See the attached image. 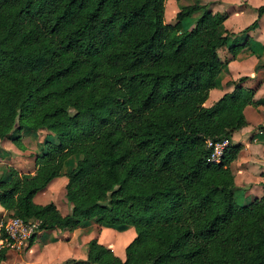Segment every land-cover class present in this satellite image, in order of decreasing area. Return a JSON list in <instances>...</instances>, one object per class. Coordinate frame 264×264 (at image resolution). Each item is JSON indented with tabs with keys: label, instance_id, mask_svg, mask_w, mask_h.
Wrapping results in <instances>:
<instances>
[{
	"label": "trees",
	"instance_id": "16d2710c",
	"mask_svg": "<svg viewBox=\"0 0 264 264\" xmlns=\"http://www.w3.org/2000/svg\"><path fill=\"white\" fill-rule=\"evenodd\" d=\"M163 3L0 0V138L20 147V130L50 132L32 174L9 167L0 179V205L38 230L89 219L132 226L122 258L91 238L86 264H264V183L238 204L229 168L243 107L262 101L240 75L204 105L228 36L225 14L195 1L165 22ZM255 9L258 17L264 4ZM221 138L229 143L219 161H208L206 140ZM71 156L68 211L34 203Z\"/></svg>",
	"mask_w": 264,
	"mask_h": 264
},
{
	"label": "crops",
	"instance_id": "0c3cea01",
	"mask_svg": "<svg viewBox=\"0 0 264 264\" xmlns=\"http://www.w3.org/2000/svg\"><path fill=\"white\" fill-rule=\"evenodd\" d=\"M197 1L207 4L212 11L225 14L221 30L228 33L225 42L226 62L222 64L221 61L220 64L225 75L219 77L215 86L209 89L203 104L209 105L220 94L230 90L232 85L226 81L240 75H247L241 84L245 88L253 89V99L262 101L259 104H247L243 107L246 123L239 129L233 130L230 137L233 142L240 144L235 158L229 162L233 193L235 189H241L243 203H246L263 193L264 183V131L259 128V125L264 124V12L257 17L255 9L264 4V0ZM253 20L254 23L243 30ZM238 38L240 41L237 40ZM249 38L253 39L251 43ZM231 44L235 46L242 44V46L232 52L234 46ZM242 55L247 57L239 59ZM246 59L249 61L247 68L241 67ZM22 132L21 130L19 132L20 147L16 146L9 137L0 138L1 180L8 178L9 167L18 173L32 174L35 168V154L39 153L38 143L41 147L43 137L46 133H50L47 129L27 130L26 134ZM32 133L37 135V139ZM64 171L62 167L57 176L32 196V201L38 204L52 201L58 212L65 214L69 206L64 197L66 182ZM6 217L5 210L0 205V224ZM129 233L130 230L117 231L115 227L97 223L93 219L73 228L41 229L22 252L7 250L0 259V264H86L79 261L85 258L87 243L91 238L109 247L114 254L122 258L125 243L120 246L118 239Z\"/></svg>",
	"mask_w": 264,
	"mask_h": 264
},
{
	"label": "built area",
	"instance_id": "2783aa9c",
	"mask_svg": "<svg viewBox=\"0 0 264 264\" xmlns=\"http://www.w3.org/2000/svg\"><path fill=\"white\" fill-rule=\"evenodd\" d=\"M228 143L227 138H221L215 141L207 139L206 146L209 147V153L206 159L214 162L219 161ZM38 231L36 220H24L17 215L11 214L0 224V248L4 247L20 252L24 249L28 237Z\"/></svg>",
	"mask_w": 264,
	"mask_h": 264
},
{
	"label": "rangeland",
	"instance_id": "374dc122",
	"mask_svg": "<svg viewBox=\"0 0 264 264\" xmlns=\"http://www.w3.org/2000/svg\"><path fill=\"white\" fill-rule=\"evenodd\" d=\"M195 1H197V0H164V3H163V5H164V9H163V19H164V21L165 22H171V21H173V19H174V13L179 8L178 6L183 5V4L192 3V2H195ZM197 14H198V12L192 14L191 15V18H193ZM237 40L240 41L239 38ZM252 40H253L252 38H249V43H251ZM230 41L231 40H229V42ZM241 46H242V44L241 45L234 46L232 52L237 51ZM217 53H218L219 58L223 62L222 64H225V62H226V54H227V52L225 50V45H223L220 48H218V52ZM247 55H244V56L242 55L239 59H244V58L247 57ZM248 64H249V61L246 59V61L243 64H241L242 65L241 67L247 68ZM235 65H239V64H235ZM223 72H224V70L221 67H219V69H218V71H217V73L215 75V82L216 83L218 82V78L219 77H222L223 75H225V73H223ZM233 73H234V71H233ZM22 131L24 132V134H26L25 132L27 130L22 129L21 132ZM32 134H34V133H32ZM34 136H35V139H37V135L34 134ZM41 143H42L41 147H40V144L39 143H38V147H37V150H39V152L43 151V149H44L43 142H41ZM74 159H75V157L74 156H71L69 159L65 160L64 165H63L64 170H66L73 163ZM233 194H234L233 197H234V200L236 201V203H238V204L243 203V197H242V194L243 193H242V190L241 189H235V191H234ZM116 229H117V231L124 230V229L130 230L129 235L127 234L126 236H122V237H120L118 239V244H120V246L122 244H124V243L126 244L132 238V236L134 234L133 233V229H132L131 226H126V227H124L122 229H118V228H116ZM22 251H20V252H22Z\"/></svg>",
	"mask_w": 264,
	"mask_h": 264
}]
</instances>
